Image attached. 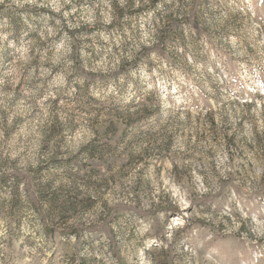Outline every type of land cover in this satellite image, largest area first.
Listing matches in <instances>:
<instances>
[{"label": "rangeland", "instance_id": "1", "mask_svg": "<svg viewBox=\"0 0 264 264\" xmlns=\"http://www.w3.org/2000/svg\"><path fill=\"white\" fill-rule=\"evenodd\" d=\"M149 2L0 0V264H264V0Z\"/></svg>", "mask_w": 264, "mask_h": 264}, {"label": "trees", "instance_id": "2", "mask_svg": "<svg viewBox=\"0 0 264 264\" xmlns=\"http://www.w3.org/2000/svg\"><path fill=\"white\" fill-rule=\"evenodd\" d=\"M160 0H150V2H149V4H148V8H152V7H154L158 2H159ZM116 9H117V6L115 7ZM137 11L138 10H136V12H131V14H135V13H137ZM121 12V11H120ZM118 13H119V11H118ZM123 13V12H122ZM120 16H121V13H119V14H117V18H120ZM179 26V23L178 22H176V21H174V20H172V22H167L166 23V30H174V29H176L177 27ZM163 36V34L161 35V37L159 38V43H161V44H163L164 43V40H165V37H162ZM53 203H56L54 200H53ZM64 203H62V205H63ZM64 206V205H63ZM63 206H61V207H63ZM172 209H174L175 210V208H172Z\"/></svg>", "mask_w": 264, "mask_h": 264}]
</instances>
